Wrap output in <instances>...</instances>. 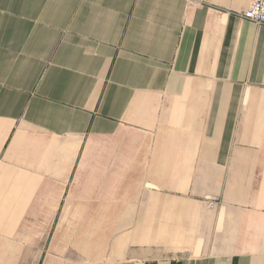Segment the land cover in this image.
<instances>
[{"label":"crops","instance_id":"0c3cea01","mask_svg":"<svg viewBox=\"0 0 264 264\" xmlns=\"http://www.w3.org/2000/svg\"><path fill=\"white\" fill-rule=\"evenodd\" d=\"M252 1L0 0V264H264ZM61 205L133 228L60 245Z\"/></svg>","mask_w":264,"mask_h":264},{"label":"rangeland","instance_id":"374dc122","mask_svg":"<svg viewBox=\"0 0 264 264\" xmlns=\"http://www.w3.org/2000/svg\"><path fill=\"white\" fill-rule=\"evenodd\" d=\"M99 193V191H96ZM114 192V191H112ZM95 197V196H94ZM74 199V198H73ZM115 197H108V202L114 201ZM77 201V199H75ZM96 202V201H95ZM107 207L99 206V205H89V206H67V205H61L59 206V214L61 215V221L59 222V243L60 245H66L68 244L73 245L74 242H84L88 237H95V238H101L102 234H107L108 238V245H111L112 240L114 239L115 235L117 233L124 231V235L128 234V231L133 228L132 222H124V223H116L114 221H98V220H77V221H63L62 217H64V213H79L82 216L80 217H90V215L99 217V213L101 212V209H105ZM115 206H108V213H114ZM85 214V215H84ZM35 222L28 223L29 230H28V241L29 245H35V239H36V231H35ZM138 223H134L136 226ZM50 225L51 223L44 222V236H43V242L44 244H47L46 242V236L48 233V230L50 231ZM141 225H146V223H141ZM49 227V228H48ZM118 229V231H117ZM126 239V238H125ZM32 243V244H31ZM64 256H76L73 254H63Z\"/></svg>","mask_w":264,"mask_h":264},{"label":"built area","instance_id":"2783aa9c","mask_svg":"<svg viewBox=\"0 0 264 264\" xmlns=\"http://www.w3.org/2000/svg\"><path fill=\"white\" fill-rule=\"evenodd\" d=\"M239 19L264 27V0H253L249 7L238 15Z\"/></svg>","mask_w":264,"mask_h":264}]
</instances>
